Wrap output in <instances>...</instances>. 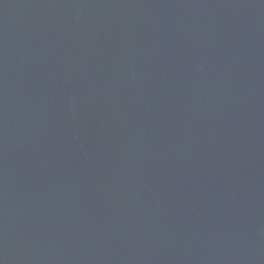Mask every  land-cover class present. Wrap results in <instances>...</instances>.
Returning a JSON list of instances; mask_svg holds the SVG:
<instances>
[{
	"label": "water",
	"instance_id": "1",
	"mask_svg": "<svg viewBox=\"0 0 264 264\" xmlns=\"http://www.w3.org/2000/svg\"><path fill=\"white\" fill-rule=\"evenodd\" d=\"M0 264H264V0H0Z\"/></svg>",
	"mask_w": 264,
	"mask_h": 264
}]
</instances>
